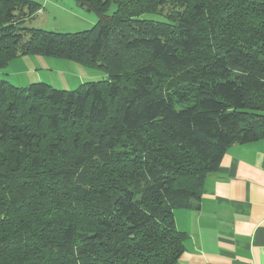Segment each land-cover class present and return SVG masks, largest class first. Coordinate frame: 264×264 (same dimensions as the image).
I'll return each instance as SVG.
<instances>
[{
  "label": "trees",
  "instance_id": "trees-1",
  "mask_svg": "<svg viewBox=\"0 0 264 264\" xmlns=\"http://www.w3.org/2000/svg\"><path fill=\"white\" fill-rule=\"evenodd\" d=\"M75 2L91 28L24 26L39 4L0 0V69L37 54L106 74L0 78V264H175L174 210L199 206L229 146L264 137V0Z\"/></svg>",
  "mask_w": 264,
  "mask_h": 264
},
{
  "label": "crops",
  "instance_id": "crops-1",
  "mask_svg": "<svg viewBox=\"0 0 264 264\" xmlns=\"http://www.w3.org/2000/svg\"><path fill=\"white\" fill-rule=\"evenodd\" d=\"M59 63L80 65L20 55L0 69V78L17 86L50 83L49 69ZM198 204L174 210L175 225L186 234L175 264H264V137L228 147L218 168L206 176Z\"/></svg>",
  "mask_w": 264,
  "mask_h": 264
},
{
  "label": "rangeland",
  "instance_id": "rangeland-1",
  "mask_svg": "<svg viewBox=\"0 0 264 264\" xmlns=\"http://www.w3.org/2000/svg\"><path fill=\"white\" fill-rule=\"evenodd\" d=\"M40 6L39 10L26 19L24 26L38 27L58 32H76L91 28L97 21V15L80 6L75 0H33ZM115 4L111 3L107 13L111 14ZM143 18L159 19L155 14L143 13ZM61 61L67 59L59 58ZM70 61V60H68ZM64 63V62H63ZM59 67H50L52 74L50 84L55 88L72 89L86 81H96L106 78L105 72L99 67H70L67 64H58ZM74 86V87H73Z\"/></svg>",
  "mask_w": 264,
  "mask_h": 264
},
{
  "label": "water",
  "instance_id": "water-1",
  "mask_svg": "<svg viewBox=\"0 0 264 264\" xmlns=\"http://www.w3.org/2000/svg\"><path fill=\"white\" fill-rule=\"evenodd\" d=\"M87 9V8H86ZM88 10V9H87Z\"/></svg>",
  "mask_w": 264,
  "mask_h": 264
}]
</instances>
